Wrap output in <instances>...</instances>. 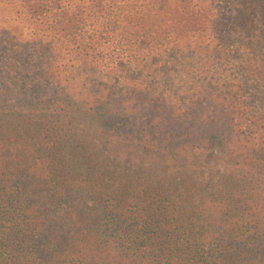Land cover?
Here are the masks:
<instances>
[{
    "label": "trees",
    "instance_id": "trees-1",
    "mask_svg": "<svg viewBox=\"0 0 264 264\" xmlns=\"http://www.w3.org/2000/svg\"><path fill=\"white\" fill-rule=\"evenodd\" d=\"M3 3L0 264H264V0Z\"/></svg>",
    "mask_w": 264,
    "mask_h": 264
},
{
    "label": "rangeland",
    "instance_id": "rangeland-1",
    "mask_svg": "<svg viewBox=\"0 0 264 264\" xmlns=\"http://www.w3.org/2000/svg\"><path fill=\"white\" fill-rule=\"evenodd\" d=\"M3 2L4 0H0V31L13 34L14 33L13 31H15L16 29H17L16 32L19 31V29L17 28L18 19L17 16H15ZM223 2H224L223 4L227 3L226 1ZM90 133H92V131ZM98 139L99 138L96 136L94 132L92 136V140L97 143Z\"/></svg>",
    "mask_w": 264,
    "mask_h": 264
}]
</instances>
